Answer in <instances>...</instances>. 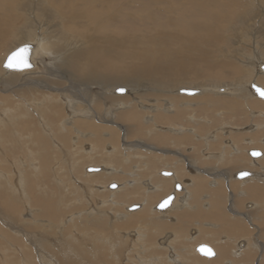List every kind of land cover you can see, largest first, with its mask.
I'll return each mask as SVG.
<instances>
[{"label": "rangeland", "instance_id": "obj_1", "mask_svg": "<svg viewBox=\"0 0 264 264\" xmlns=\"http://www.w3.org/2000/svg\"><path fill=\"white\" fill-rule=\"evenodd\" d=\"M2 1L0 0V2ZM47 1L39 0L38 2L37 0L36 4L42 7ZM127 1L129 2V0ZM130 1L142 2L144 5L139 6L137 4L138 8L127 5L128 2L125 5L123 2L120 6L116 5L123 6L124 8L121 10H123V13L126 12L124 19L119 17V26L116 28L117 33L137 34L142 33L143 30L149 27L148 22L145 23L144 17L141 19V16H145L149 10H153L154 13L155 7H152L154 4L151 0ZM183 1L188 2V0H171V4L180 7V2ZM18 2L21 1L18 0ZM7 3L11 4L12 1L7 0ZM17 4L14 2V12L20 17L26 18L28 14L25 15L24 12L19 11L25 5L21 8ZM140 7L143 10H140ZM134 12L139 14L140 21H144L142 24H140L139 19L136 20L138 17L135 16ZM29 14H33V17H29L31 20L26 28L28 32H37L42 27L45 29L48 25H51H47V23H54L55 27H58V22L61 23L62 21L58 14L56 15L60 19L56 15L50 14L48 22L41 12H31ZM127 14H129L131 20L126 16ZM153 17L158 18V22L155 21V23L165 19V15L153 14ZM132 18L135 19L132 20ZM250 19L252 20L249 25L254 26L258 17L250 16ZM7 20L1 18L0 22L8 25L10 32L17 35L25 20L20 18L12 24ZM235 24L238 25L234 21L232 27L227 31V34H230V39H227L223 44V49L228 51H232L234 48L245 49L247 52L244 53L251 54L252 45L245 43L247 40L237 41L246 39L238 37L244 36L245 33L248 37L250 36L249 38L252 37V35H249V32H251L250 27L246 23L236 31L238 35L236 33L233 35L232 28L236 27ZM263 28L261 27L260 33H264ZM256 39L258 44L260 43L259 45L263 46L259 49L264 55V42L260 37ZM3 41L4 44L0 48V59L3 54L5 55L9 51L13 38L9 36ZM79 45H77L78 48L81 47V44ZM255 47L258 49V46ZM225 50H222L220 55L214 56L216 60L213 62L215 64H217L216 61L225 59L227 54H230ZM240 58L234 54L229 57L233 63L235 62L236 66L243 68L244 61ZM211 60L213 59L211 58ZM262 63H264V60ZM3 70L5 71V69ZM259 75L264 77L263 74ZM68 77L76 79L74 75L63 76V74H59L55 77H46L44 82L50 84L51 81L57 80L56 82H60L62 87H65L69 83ZM238 79V76L203 77L200 80L188 79L171 86L167 97L149 86L147 91L154 96L153 103H156L154 107L157 113L164 116L175 114L173 108H163L166 105L162 102L167 101V98L177 99L176 96H184L193 100L190 101V104L184 102L179 104V109L182 106L187 108L181 119H173L171 123L160 121L154 127L149 125L154 123L150 121V118L156 112L150 110V102H143L144 107L140 104L141 107L137 106L135 110L146 109V112H144L145 118L149 120L143 122L144 130L142 133L131 138H126L125 132L121 129L124 128L125 130L126 126L117 124L114 119L108 122H100L95 117L87 119L81 116L80 113L72 114L75 108L78 109L83 105L82 102L76 104L77 107L72 106L69 108L60 103L49 104L44 110L45 112L43 111V116L49 117L55 110V119L52 122L46 120L47 123H44L41 118L42 114L39 116V113L33 107H27L24 99L18 101L19 98L14 93L15 90L26 91L29 88L34 89L36 92H45L49 97L57 96L59 98L57 89L48 90L35 86L15 87L6 91L0 89V117L2 116L0 118V132H7V136L4 138L0 136V264H82V262L83 264H139V260H142V262L145 260V255L142 252L146 250L143 247L149 249L146 257L149 254H151L150 256H158L159 254L162 256L164 253L163 256L166 258L168 251L166 253V250L155 247L157 243L163 244L161 239H167V243L173 242L171 245L174 248V254H179L185 249L183 253L186 255L183 254V256L189 257L190 262L197 259L198 262L203 264H216V257H211L212 259L205 258L195 251V248L198 245H208L213 250L219 244H226L228 241L232 243L229 240L232 235L224 232V226H227L226 223L231 224L232 221L236 220L242 223L245 230H247L248 234L246 233V236L250 235V238L256 240L255 237L258 236L256 233L260 227L253 222L254 220L250 221L252 225L249 224L244 216L256 209L254 205L258 203L253 201L252 197L246 198L248 196L244 187L252 183H262L261 185H264V182H262L264 181V166H261V159L253 160L245 152L257 150L264 154V101L248 98L244 100V106L242 107L243 102L230 98L227 90L222 88L223 90L220 92L216 90L212 92V88L206 90L201 86L227 84L226 87L229 88L228 84L235 83ZM129 83V81H119L117 79L112 83L106 82V87L114 86L113 88H115L113 91L107 92L106 96L119 97L126 95L125 97H129L131 101L128 90L124 93H117L116 91L119 88L117 85L129 86ZM84 85L86 84L84 83ZM198 86L202 90H199ZM177 87L188 90L193 87L196 91L193 92L194 95H188L181 93L182 91L180 92ZM172 90L175 92H172ZM143 91L142 93H144ZM5 97L10 100L11 105L10 103L7 104L8 101L3 102L1 100ZM136 97L140 99L141 96L138 94ZM201 97L210 100L208 107L203 110L206 111V114L199 112L196 105H194L195 101L199 102L203 99ZM216 100L235 101L241 105L232 108L235 110L232 113H226L225 110L220 109L224 107L223 104L217 105L218 109L213 108V101ZM25 102L27 101L25 100ZM245 102L249 105H246ZM53 105L60 108L59 112L53 108ZM24 109L27 111L25 112ZM1 112L6 113L2 114ZM192 114H196L193 115L195 118L188 120L189 115L191 117ZM27 120H30L33 125L30 123L26 128L27 131L26 129L24 131L21 127ZM22 121L23 123H21ZM84 123H91L99 128L100 133L96 136L97 138L91 130L80 127ZM253 124L258 129H255ZM46 125L48 129L44 133ZM179 126H183L182 128L187 132L180 133ZM177 131L178 135L176 134ZM35 138L37 139L35 140ZM98 138L102 142L100 145H98ZM249 140L255 141V144L248 143ZM233 149L237 151H233ZM236 153L237 155H235ZM215 156H221L219 159L220 167L217 165L219 163L217 162L218 159H214ZM240 159H243L245 167L240 166L243 164L240 163ZM230 160L235 162V169L229 170L230 166H224ZM150 161L152 162L151 165L149 164ZM214 167L217 170L219 168L220 172H223V175H227V177H222L223 175H220L219 172L217 174V172L208 171ZM242 171H246L248 175L241 179L237 178L236 174ZM165 173L170 175L165 176ZM198 179L202 180L199 194L196 193L199 186L196 183ZM133 181L134 184L130 185ZM157 183H161L162 186ZM232 185L236 187V190L233 189ZM196 187L197 189H195ZM217 189H221L219 190L221 191L220 197L223 196L219 204L216 203L217 200H213L211 194ZM170 195L174 196L172 201L174 204L167 211L156 210L157 204ZM150 199L151 203L149 201L150 204L145 207L144 200L148 201ZM237 199L241 200L240 204H238ZM263 201L261 207L257 206V208L264 207ZM212 202L216 204L213 206ZM128 208L133 209L129 211ZM217 209H219L218 213H216ZM163 212L164 215H162ZM182 213H186V215L182 217ZM215 215L218 217L215 218ZM249 216L251 217V215ZM248 219L250 220V218ZM126 220H131V222L124 223ZM138 236L142 237L140 238L141 241H139ZM171 236L173 238L170 239ZM238 239L237 237L236 240ZM102 241L113 242L111 245L114 248ZM262 242L264 244V241ZM57 245L59 246L57 247ZM234 245L236 244L234 243ZM214 252L216 254L215 250ZM261 254H264V249L260 254L259 252L255 253L250 264H264V260L260 257ZM179 256H181V253ZM76 257L80 258L78 263L73 262ZM165 260L163 261L164 264H170ZM171 260L176 261V258L173 257ZM227 260L230 261V259ZM183 261L185 260L181 258L174 264H185L186 262L183 263Z\"/></svg>", "mask_w": 264, "mask_h": 264}, {"label": "bare ground", "instance_id": "obj_2", "mask_svg": "<svg viewBox=\"0 0 264 264\" xmlns=\"http://www.w3.org/2000/svg\"><path fill=\"white\" fill-rule=\"evenodd\" d=\"M11 1H12L11 4H8L7 0H3L2 2H0V20L1 18L8 19L7 21L11 24L12 22L14 23L16 20L20 18H23L25 21L23 25L20 26L19 28L20 32H18L17 35H14V33L12 34L10 32L8 25L1 24L0 22V48L4 44V41H3L4 39L8 38L9 36L13 38V43L10 46L9 51L6 52L5 55L3 54L0 59V89L2 91H6L7 89L10 90L12 88L14 89L15 87H26V86H35V87H40V88H46L48 90L57 89L56 91L59 93V98L57 96L52 98V97H49L48 94H46L45 92H36L34 89H29V88L26 91L24 90L16 91L15 90L14 92L19 98L18 101H21L20 99H24V103H26L27 107L29 108L33 107L39 113V116L42 114L41 118H42V122L44 123H47L46 120L47 121L50 120L52 122L55 119L54 118L56 114L55 110H54V113L52 112H51L52 114L50 113L51 115L49 117L43 116V111L46 110L49 104L60 103L69 108L72 106L77 107L78 105L76 104H81L80 102H82L84 106L81 105V107H78V109L75 108L72 114L80 113L81 116L87 119L89 117H95L100 122H106V121L108 122L114 119L117 121L116 122L117 124L119 125L123 124L126 126L125 130L124 128H121V129H123L122 131L125 132L126 138H131L138 134H141L142 131L144 130L143 125H142L144 124L143 122H146L149 120L145 118L144 112H146L145 111L146 109H141V110L138 109L139 110V111L137 110L138 112L135 110L137 109V106L138 107L143 106L142 104L143 102H150L149 103L150 110H152V112H156V114L152 118H150V121L154 123L151 124L149 122L150 123L149 126L154 127L156 126L155 124L156 123L158 124L160 121L171 123L173 119L174 120L181 119V117L183 116L187 108L182 106V108L179 109L178 107L179 104L183 102L190 104L191 103L190 101L193 100V99L185 98L184 96L182 97L176 96L178 99V102H177V99L175 98H167V101H164V102L161 101L162 103L166 105V106H163V108H166V109L173 108V110L175 111L174 115L164 116L162 114L157 113L156 108L154 107L156 103L155 102L153 103L154 96L147 91V88L149 86L153 87L156 90V92L167 97L169 96L167 93L170 92L171 86H175L176 84H179L188 79L190 80L199 79L200 80V78H203V77L223 78V76H226V77L238 76L239 79L236 80L235 83L228 84V86H230L229 88L226 87L227 84H224L222 86L221 85H206V86L201 85V86L202 88H205L206 90L207 88H212V92L214 90L219 91V92L222 91L223 89L227 90V92L230 95V98H234V100L237 99L238 101L240 100L243 102L242 107L244 106V100L248 98L258 99L255 96L251 86L256 85L264 89V77H261L259 75V74H263L264 76V71L261 68V66L264 65V63H262V61L264 60V55L262 54V51L260 52V49H259L260 47H263V46L259 45L260 43L258 44V41L256 39L257 37H260V39L264 42V33H260L261 27H264V16L262 17V15L264 14V0H188V2H184V1L180 2L181 4L180 7L173 6L171 4V0H151V2L154 4V6L152 7H155L154 13H153V10H149L145 16H141V19L142 17H144V20L146 21L145 23L148 22L149 27L148 29L143 30L142 33L139 32L137 34L136 33L122 34V33H117L116 31L117 30L116 28L119 26V17L124 19V15L126 13V12L123 13V10H121L124 7L122 5H121L122 7H119V6L122 2L125 5V3L128 2L127 0H48L47 2L44 3V6L41 5L42 7L36 4L37 0H34V1L33 0H20L21 2H18V0H11ZM32 1L33 3L30 4V2ZM14 2L15 4H17L18 2L17 6L19 7L21 6V8L22 6L25 5V7L23 9H20L19 11L24 12L25 15L28 14L26 18L20 17L18 14L14 12L13 10ZM137 4H139V6L144 5L142 4V2H137V1L132 2L130 0L127 3V5H132V7L135 6V8L139 7ZM176 4H179V3H176ZM116 5H119V6H116ZM139 9L143 10V8L141 7ZM30 11L31 12H41V14H44L43 17L44 18L46 17L47 22L49 20L48 17L50 16V14L52 15L58 14L62 21L61 23L58 22L59 23L58 27H55L54 23L46 22L47 25L48 24H51V25H48V27L45 26L46 27L45 29H43L42 27L41 30L39 29L40 32H38L39 30L34 33L28 32L26 31V28L29 26L28 23H30V20H31L29 19V17L33 15V14H29L31 13ZM153 14L154 15H165L164 21L155 23V21H157L158 18L153 17ZM58 15L56 16L58 17ZM128 15L129 14H127L126 16ZM131 16H132V13H131ZM135 16L138 17L136 20L139 19L140 21V18H139L140 16L139 14H137V12L135 13ZM250 16L251 17L256 16V18L258 17L256 21L257 23H255L254 26L252 24L249 25V22L252 20L250 19ZM134 19L132 18V20ZM234 21L237 22L238 25L236 26L235 24L236 27L232 28L233 35L234 33H236V31L239 30L241 26L243 27L246 23H247L246 25L250 27L251 32H249V35H252V37L249 38L250 36L248 37L245 33L244 36L242 35L243 37L242 36H238V37L246 38V39L238 38L239 40L237 41L243 42L247 40L245 43L252 45L253 50L251 54L244 53V52H247V50L245 49L240 50L239 48H236V49L234 48V50L232 51L223 49L224 48L223 44L227 41V39H230L229 38L230 34L229 33L227 34V31L230 27H232ZM143 22L144 21H140V24H142ZM51 26H53L54 28H52ZM249 40L250 41L252 40V41L250 42ZM24 44H28L31 46L29 59H30V63L32 67L29 69H25L23 71L10 70V69H6L5 67H3V61L5 60L7 54L10 53L15 48H17L18 46H22ZM79 44H81V47L78 48L77 45ZM241 44H244V43H241ZM255 46H258V49ZM222 50H225V52H230V54H227L225 59L216 61L217 64H215L213 62L216 60L214 56L220 55ZM232 54L237 55L239 58L241 57L240 59L244 61V63L242 61L243 68L236 66L234 64L235 62L233 63L231 61L233 58L231 60L229 59V57L232 56ZM211 58L213 60H211ZM3 69H5V71ZM59 74L60 75L63 74V76L74 75L76 79L68 77L69 83H67L65 87H62V84H60V82L59 83L56 82L57 80L51 81L50 84H45L44 80L46 79V77H49V76L55 77L56 75H59ZM115 79L119 81L124 80V81L130 82L129 86L117 85L119 86V88L116 89V91L117 93H119L121 92L120 89H124L123 91L124 93L128 90L131 96V101L129 97H125L126 95L119 96V97L118 96H115V97L106 96L107 92L113 91L115 88H113L114 86L106 87L105 83L106 82L112 83L115 81ZM84 83L86 85H84ZM221 83L223 84V82ZM193 87L191 89L192 94L193 92L196 91L195 88ZM198 88L199 90H202L200 86H198ZM177 89L180 92L182 91V89L188 90L182 87H177ZM143 90H146L147 93H145L146 91H143ZM142 91L144 93H142ZM172 92H175V91L172 90ZM112 93L114 94V92ZM138 94L141 96L140 99H137L136 97ZM7 97L1 100L3 102L8 101L7 102L8 104L10 103V100ZM201 98L203 99H201L199 102L195 101L194 105H196V108L199 112L206 114V111H203V110L208 107L210 100L205 97H201ZM25 100L27 102H25ZM140 104L141 106H139ZM221 104H223L224 107L220 109L225 110L226 113H232L234 110L232 108L237 107V105H241L240 103H236L235 101L228 102V101L216 100V101H213V108L218 109L217 105H221ZM245 104L249 105V103L247 104L246 102ZM23 108L25 107L23 106ZM53 108L56 109L57 112H59L60 110V108H57L56 105L55 106L53 105ZM17 110H20V109H17ZM5 113H2V114H5ZM19 113L21 112L19 111ZM67 113H71V112H67ZM193 115H196V114H192L191 117L189 115L188 120L189 119L193 120L192 119L194 117ZM220 115L222 116L223 114L221 113ZM30 120H27L25 124H23V126L21 127L22 130L25 131V129L28 128V125L30 123L32 124ZM21 123H23V121ZM53 125H56V124H53ZM257 125H260V124H257ZM80 127L82 129L91 130L94 133L95 137L100 133L99 128L94 126L91 123L90 124L84 123ZM179 127H180L179 129L180 133L183 134L184 132L185 133L187 132V130L185 131V129L182 128L183 126L182 127L179 126ZM21 129H19V131ZM47 129H48V126L46 125L44 128V133L45 131H47ZM255 129H258L257 126L255 127ZM22 130L20 132H22ZM6 133L0 132V136L4 138L5 136H7ZM177 133L178 131L176 132V134ZM61 137L65 139L63 135H61ZM36 139L37 138H35V140ZM4 140L8 141L9 139L8 140L4 139ZM97 140H98V145L102 144L99 138ZM248 143L255 144V141L253 142L252 140H249ZM226 147H229V146H226ZM233 151H237V150L233 149ZM245 153L249 155L248 151ZM235 155H237V153ZM221 156L214 157V159L216 160L218 159L217 161L219 162L217 164L218 167H220L219 159L221 158ZM252 159L253 160L261 159L260 161V163L262 164L261 166H264V154L263 153H261V156L259 158H252ZM231 160L227 161L224 165L226 167L230 166L229 170L236 168L235 162H234L235 158L233 159L234 161H231ZM243 162H244L243 159H240V163H243ZM149 164L151 165L152 162L150 161ZM240 166L245 167L246 165L243 163ZM208 171L209 172L212 171L215 173L217 172V174L219 172L220 175H223V172H220L219 168L217 170L216 167L209 169ZM165 176H168V175H166L165 173ZM222 177H227V175H223ZM196 183L199 185L198 189L197 187L195 188L197 189L196 193L199 194V189H201L202 187V180L198 179V182ZM131 184H134V181L130 183V185ZM157 184L161 185V183L160 184L157 183ZM261 184L252 183L250 185H247V187H244V190L248 196L246 198L252 197L253 201L257 202L258 204H261L262 201L264 200V185H261ZM232 187L233 189L236 190V187L234 185H232ZM219 190L221 189H217L216 191H214V193H211L212 198H214L213 200H217L216 201L217 204L220 203V199L222 198V196L220 197L221 191ZM170 196H172L170 204L165 209L159 210L157 208L159 204L158 203L157 206L155 207L156 210L161 211V212L167 211V209H169V207H171L174 204L172 203L174 196L173 195H170ZM194 196H195V193H194ZM215 196H216V199H215ZM151 199L148 201H145L147 199L144 200V203H146L145 207H147L151 203ZM237 201H238V204H240L241 200L237 199ZM216 203H214L213 206ZM218 207L220 206L218 205ZM133 208H128V210L130 211ZM218 211L219 209H217L216 213H218ZM162 215H164V212ZM248 215H251L252 220L250 216L248 217ZM248 215L244 217H246L245 219H247V222L249 224H251L250 221L254 220L253 222L256 225H260V220L257 216V210L250 211ZM248 218H250V220ZM127 222H131V220H128V221L126 220V222L124 223H127ZM237 223L235 224V226L232 224V227L227 230L224 228L225 229L224 232H226L227 234H231V235L239 234L241 237H239L238 240L234 238H230L229 240L232 243H229L228 241V243L226 244H219L213 250L211 247L212 256L208 258L212 259L216 257V264H220L223 261H224L223 262L224 264H250L252 259L255 256V253L259 252L260 254L262 250L264 249V246L261 245V243H263L262 241H264V234L260 233L259 235V230L257 231V233L255 232L256 235H258L257 237H255L256 239L255 242L257 243L258 248H255L252 245H249L252 238L249 237L250 235L246 236L247 230H245V228L244 229L241 228L239 225V224L242 225V223H239V221ZM225 225L228 226L227 223ZM140 238L142 237L138 238L139 241L142 240V239L140 240ZM171 238H173V236H171L170 239ZM233 239L235 240L234 242H233ZM161 241L163 243L162 245L164 246H162L160 243H157L158 245L156 244L155 247L161 250H166V253L168 251L166 258L163 256L164 253L162 256L161 254H159L160 256L159 255L150 256L151 254H149V256L146 257L147 253L149 252V249L147 247L146 248L143 247L144 250H146L142 252L145 255V258L143 257L145 260H143V262L142 260H139V264H164L163 261L165 259L167 263L174 264L178 262L179 259L181 260V258L185 260L183 261V263L186 262L185 264H203V263L198 262L197 259L196 261L190 262L191 259H188L189 257H184L186 255L183 253L185 249L180 252L181 256H179L180 253L174 254L173 253L174 248L171 245L173 243L172 241L168 243H167V239L166 240L161 239ZM240 241L242 243L239 244V247H243L240 250L245 249V251L241 252V255L239 258H235L231 260L230 262L229 260H226V258L222 257V254L224 253V251L222 250L220 252V248L227 250L228 255H229L231 252V249L235 250V248L233 247L238 246V243ZM102 242L105 244H108L111 248H114V246L111 245L113 244V242L112 243H110L109 241L107 242L102 241ZM221 242H225V241H221ZM234 243L236 245H234ZM58 246L59 245H57V247ZM140 246L142 247V245ZM214 250L216 251V254ZM195 251H196V248H195ZM173 257L176 258V261L171 260ZM260 257H263V254H261ZM78 260H80V258L76 257V259L73 262L76 261L78 263Z\"/></svg>", "mask_w": 264, "mask_h": 264}, {"label": "snow or ice", "instance_id": "obj_3", "mask_svg": "<svg viewBox=\"0 0 264 264\" xmlns=\"http://www.w3.org/2000/svg\"><path fill=\"white\" fill-rule=\"evenodd\" d=\"M31 51V46L28 44H24L22 46H18L17 48H15L14 50H12L10 52L9 55H7L6 60L4 62V67L6 69H10V70H15V71H23L25 69H29L32 67L31 63H30V59H29V54ZM255 87V86H254ZM121 92L124 91V89H120ZM256 92L262 97L264 98V89H261L259 87H256ZM252 155L254 156H260L261 153L258 152H253ZM166 175H170L169 173H166ZM242 176H247L248 173H242ZM171 197H169L168 199H166L161 205L160 207H166L168 206V204L171 201ZM202 252H204L205 255H211V249H205L202 248L201 249Z\"/></svg>", "mask_w": 264, "mask_h": 264}, {"label": "crops", "instance_id": "obj_4", "mask_svg": "<svg viewBox=\"0 0 264 264\" xmlns=\"http://www.w3.org/2000/svg\"><path fill=\"white\" fill-rule=\"evenodd\" d=\"M233 148V147H232ZM257 151V150H256ZM246 171H242V172H239V173H237L236 174V176H237V178H244V177H246V176H242L241 174L242 173H245ZM216 191V190H215ZM222 198H223V196H222ZM221 203V202H220ZM254 206H256V209H253V210H257V216H258V218H259V220H260V225H259V235H260V233L261 234H264V208H257V206L258 207H261V204H256V205H254ZM156 209V208H155ZM214 213H215V211H214ZM222 214V213H221ZM184 215H186V213L184 214V213H182V217L184 216ZM217 217V215H215V218ZM238 221H232V223L231 224H228V226H225L224 228L227 230V229H229V228H231L232 227V224L235 226V224L237 223ZM238 224V223H237ZM240 225V227L241 228H243L244 229V227L241 225V224H239ZM213 235H214V233H213ZM229 235H231V234H229ZM237 237L239 238V237H241L239 234L238 235H232V238H234V239H237ZM209 238V237H208ZM259 238V237H258ZM257 238V239H258ZM240 243H242L241 241L238 243V246H235V250H233V249H231V252H230V254L228 255V251L227 250H225V249H222V248H220V252L223 250L224 251V253L222 254V257L223 258H226V260L227 259H230V262H231V260H233V259H235V258H239L240 257V255H241V252H243V251H245V249L244 250H240V249H242L243 247H239V244ZM249 245H252L253 247H255V248H258V246H257V243L255 242V240H254V238H252L251 239V242L249 243ZM261 245L262 246H264V244L263 243H261ZM197 248V247H196ZM240 250V251H239ZM239 251V252H238ZM254 256V255H253ZM261 259L262 260H264V254H263V257H261ZM224 262V261H223ZM222 264H224V263H222Z\"/></svg>", "mask_w": 264, "mask_h": 264}, {"label": "water", "instance_id": "obj_5", "mask_svg": "<svg viewBox=\"0 0 264 264\" xmlns=\"http://www.w3.org/2000/svg\"><path fill=\"white\" fill-rule=\"evenodd\" d=\"M10 53H8L7 55H9ZM7 57V56H6ZM5 60H6V58H5ZM5 60L3 61V65H4V62H5ZM4 67V66H3ZM261 68H262V70L264 71V65H262L261 66ZM255 86V87H254ZM256 87H259V86H256V85H253V86H251V88H252V90H253V92H254V94H255V96L258 98V99H261V100H264V98H262L257 92H256ZM259 88H261V87H259ZM261 89H263V88H261ZM182 93H185V94H188V95H192V92H191V90H182ZM253 152H258V151H255V150H253V151H249V156L251 157V158H259L260 156H254V155H252V153ZM258 153H260V152H258ZM169 197H171L172 198V196H168L167 198H165L164 200H162L159 204H158V209L159 210H163V209H165L166 207H160V205L166 200V199H168ZM170 204V203H169ZM168 204V205H169ZM202 248H205V249H211L210 247H208V246H206V245H199V246H197V248H196V251L200 254V255H202V256H205V257H210V256H212V254L211 255H205L204 254V252H202L201 251V249ZM211 252H212V250H211Z\"/></svg>", "mask_w": 264, "mask_h": 264}]
</instances>
